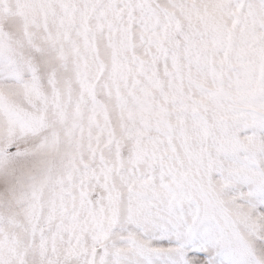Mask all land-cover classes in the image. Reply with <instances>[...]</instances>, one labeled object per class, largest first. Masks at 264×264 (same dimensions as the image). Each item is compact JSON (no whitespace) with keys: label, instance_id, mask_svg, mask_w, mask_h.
Returning a JSON list of instances; mask_svg holds the SVG:
<instances>
[{"label":"snow or ice","instance_id":"snow-or-ice-1","mask_svg":"<svg viewBox=\"0 0 264 264\" xmlns=\"http://www.w3.org/2000/svg\"><path fill=\"white\" fill-rule=\"evenodd\" d=\"M0 264H264V0H0Z\"/></svg>","mask_w":264,"mask_h":264}]
</instances>
